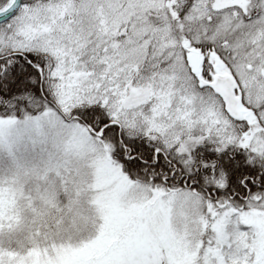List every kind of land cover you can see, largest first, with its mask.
Here are the masks:
<instances>
[{
  "label": "snow or ice",
  "instance_id": "1",
  "mask_svg": "<svg viewBox=\"0 0 264 264\" xmlns=\"http://www.w3.org/2000/svg\"><path fill=\"white\" fill-rule=\"evenodd\" d=\"M0 264H264V0H0Z\"/></svg>",
  "mask_w": 264,
  "mask_h": 264
}]
</instances>
